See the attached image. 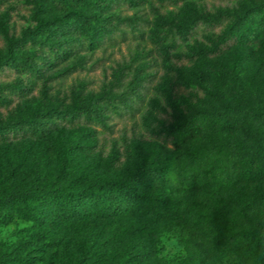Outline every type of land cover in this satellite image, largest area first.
<instances>
[{
    "label": "trees",
    "instance_id": "16d2710c",
    "mask_svg": "<svg viewBox=\"0 0 264 264\" xmlns=\"http://www.w3.org/2000/svg\"><path fill=\"white\" fill-rule=\"evenodd\" d=\"M112 1L136 5L144 0H29L30 23L17 34L1 28L0 73L11 70L22 76L0 82V107L26 97L38 80L47 82L80 68L81 50L90 46L94 32L112 28L115 15L104 14ZM224 1L213 11L184 3L176 13L156 16L155 25L171 35L157 43V51L165 57L175 39L184 41L203 28L208 31L203 42L188 56L218 55L233 44L244 55L264 31V0ZM123 75L122 68L116 70L110 87L97 94L81 95L78 90L68 102L45 96L32 105L15 106L6 115L0 112V217L6 221L19 215L33 225L27 238L0 248V264H36L50 249L47 235L59 226H82L93 217L106 222L139 211L185 221L168 228L183 242L190 239L182 264H264V200L242 202L245 214L239 222L219 208L232 181L264 176V129L250 131L239 144L224 149H184L204 129L232 132L248 122L264 126V109L224 100L215 72L202 64L191 78L197 87L190 91L192 98L181 96L180 104L173 96L174 113L156 130L171 147L146 142L134 146L117 165L118 150L96 147L94 125H106L107 105L114 109L113 101L128 107L147 76L135 69L126 74L124 89L113 91ZM56 129L75 138L51 147L52 157L47 145H41L43 152L29 161L21 139L42 140ZM182 192L198 197L181 204L172 193ZM211 243L218 250L213 251ZM147 253L140 248L121 254L118 264H137Z\"/></svg>",
    "mask_w": 264,
    "mask_h": 264
},
{
    "label": "rangeland",
    "instance_id": "374dc122",
    "mask_svg": "<svg viewBox=\"0 0 264 264\" xmlns=\"http://www.w3.org/2000/svg\"><path fill=\"white\" fill-rule=\"evenodd\" d=\"M28 1L0 0V50L3 48L1 28L5 27L17 34L30 23L32 10ZM224 2L144 0L130 5L112 1L104 12L115 15L112 28L104 33L94 32L90 46L81 50L84 61L80 68L62 73L47 82L36 81L31 93L14 99L7 107L1 106L0 112L6 115L15 106L32 105L37 98L45 96L68 102L78 90L81 95L97 94L110 87L116 70L122 68L125 75L122 76L121 83L112 88L113 91H120L126 86V74L139 70L147 76L138 86V95L130 96V105L124 107L113 101L111 107L114 109L107 105L106 125H94L96 147L105 152L111 148L118 150L120 158L117 165H122L134 146L155 140L166 148L171 147L170 142L156 135V130L172 117L173 96L179 98V102L181 96L192 98L190 91H196L197 87L193 86L191 78L202 64L215 72L217 82L224 90V100L264 109V31L255 42L246 47L244 55H240L239 45L233 44L218 55L188 56V53L203 42L208 32L203 28L184 41L175 39L173 48L165 57L157 51V43L167 42L171 35H165L163 27L155 25L156 16L176 13L184 3L197 9L213 11ZM130 17L134 21L129 20ZM17 76H22V73L8 70L0 73V82L5 83ZM205 93L208 94L207 91ZM220 100L216 101L221 103ZM261 129L264 126H259L256 122L243 124L232 132L204 129L184 149L203 145L224 149L239 144L250 131ZM70 136L75 138L73 134ZM70 136L67 132L56 129L46 138L34 142L25 141L23 137L20 147L28 151L29 161L35 153L43 152H40L41 145H47V153L52 157L51 147ZM167 171L171 172L170 166ZM226 190L222 193L219 208L232 216L235 222H239L240 216L245 214L240 211L242 202L250 198L264 200V176L237 179ZM153 191L160 193L159 190ZM172 195L179 198L181 204L198 197L197 194L184 192ZM260 214L264 216V204L260 208ZM198 217L202 218L200 215ZM0 218V248L12 247L19 240L27 238L33 230L31 221L19 215L12 214L6 221L2 220L3 217ZM173 224L184 225L185 221H171L155 217L149 211H139L106 222L93 217L82 226L62 225L47 235L45 240H48L50 249L42 254L36 264H118L121 254L140 248L148 249V253L137 264H182L183 256L190 247V239L183 242L171 233L168 228ZM212 248L213 251L218 250V245H212Z\"/></svg>",
    "mask_w": 264,
    "mask_h": 264
}]
</instances>
